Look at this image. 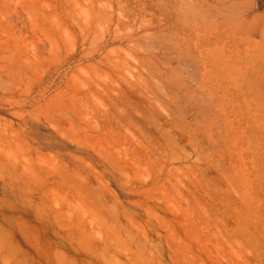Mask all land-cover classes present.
Here are the masks:
<instances>
[{
  "label": "rangeland",
  "instance_id": "374dc122",
  "mask_svg": "<svg viewBox=\"0 0 264 264\" xmlns=\"http://www.w3.org/2000/svg\"><path fill=\"white\" fill-rule=\"evenodd\" d=\"M210 14L0 0V264H264L263 109Z\"/></svg>",
  "mask_w": 264,
  "mask_h": 264
},
{
  "label": "crops",
  "instance_id": "0c3cea01",
  "mask_svg": "<svg viewBox=\"0 0 264 264\" xmlns=\"http://www.w3.org/2000/svg\"><path fill=\"white\" fill-rule=\"evenodd\" d=\"M206 7L211 11L207 26L210 34L215 33L214 56L220 65L215 73L222 74L223 88L240 91L238 105L246 109L242 121L248 120L252 106H262L264 121V0H206ZM252 91L255 97H250ZM260 148L264 145L257 147L259 153ZM251 151L256 149L249 147Z\"/></svg>",
  "mask_w": 264,
  "mask_h": 264
}]
</instances>
